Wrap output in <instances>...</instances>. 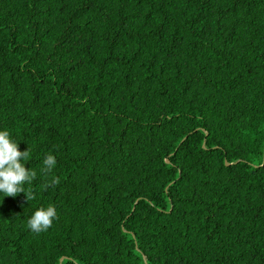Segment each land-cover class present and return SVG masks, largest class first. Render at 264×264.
<instances>
[{"label":"trees","instance_id":"obj_1","mask_svg":"<svg viewBox=\"0 0 264 264\" xmlns=\"http://www.w3.org/2000/svg\"><path fill=\"white\" fill-rule=\"evenodd\" d=\"M5 130L0 264H264V0H0Z\"/></svg>","mask_w":264,"mask_h":264},{"label":"clouds","instance_id":"obj_2","mask_svg":"<svg viewBox=\"0 0 264 264\" xmlns=\"http://www.w3.org/2000/svg\"><path fill=\"white\" fill-rule=\"evenodd\" d=\"M29 157V148L21 151L19 143L15 142L7 130L0 131V193L8 197H16L20 193H25L27 201L35 199V196L26 191L24 185L30 184L36 178V172L25 166L24 161ZM57 160L52 154H48L43 160V172L51 174L56 167ZM60 183L58 177L52 175L51 179L44 185L55 187ZM57 218L55 206L49 205L47 208H39L34 212L28 221V227L36 233L47 231Z\"/></svg>","mask_w":264,"mask_h":264}]
</instances>
